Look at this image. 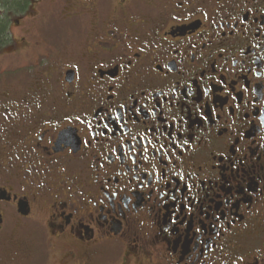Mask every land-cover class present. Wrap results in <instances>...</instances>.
Returning a JSON list of instances; mask_svg holds the SVG:
<instances>
[{"label": "flooded vegetation", "instance_id": "af4514ba", "mask_svg": "<svg viewBox=\"0 0 264 264\" xmlns=\"http://www.w3.org/2000/svg\"><path fill=\"white\" fill-rule=\"evenodd\" d=\"M38 232L63 264H264V0H0V264Z\"/></svg>", "mask_w": 264, "mask_h": 264}, {"label": "rangeland", "instance_id": "374dc122", "mask_svg": "<svg viewBox=\"0 0 264 264\" xmlns=\"http://www.w3.org/2000/svg\"><path fill=\"white\" fill-rule=\"evenodd\" d=\"M9 63L20 62L22 66L28 64L30 61H24L23 59L15 58L14 56L9 57ZM33 61V57L31 59ZM23 72V73H22ZM20 75L27 72L23 69ZM6 244H9L8 249L10 261H18L16 256L21 257L19 260L26 262H34V264H63V253L61 251L54 250L45 244V235L43 233H28L20 236H12L6 238ZM9 258H6L9 261ZM30 264V263H29Z\"/></svg>", "mask_w": 264, "mask_h": 264}, {"label": "water", "instance_id": "95a60500", "mask_svg": "<svg viewBox=\"0 0 264 264\" xmlns=\"http://www.w3.org/2000/svg\"><path fill=\"white\" fill-rule=\"evenodd\" d=\"M21 213L27 215V212H25V207H24L23 205H22V207H21Z\"/></svg>", "mask_w": 264, "mask_h": 264}]
</instances>
